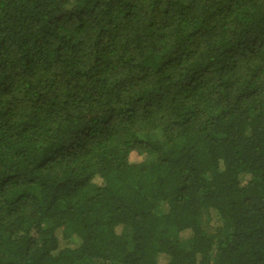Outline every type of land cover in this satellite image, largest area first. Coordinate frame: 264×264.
<instances>
[{
  "label": "trees",
  "instance_id": "trees-1",
  "mask_svg": "<svg viewBox=\"0 0 264 264\" xmlns=\"http://www.w3.org/2000/svg\"><path fill=\"white\" fill-rule=\"evenodd\" d=\"M0 264H264V0H0Z\"/></svg>",
  "mask_w": 264,
  "mask_h": 264
},
{
  "label": "rangeland",
  "instance_id": "rangeland-1",
  "mask_svg": "<svg viewBox=\"0 0 264 264\" xmlns=\"http://www.w3.org/2000/svg\"><path fill=\"white\" fill-rule=\"evenodd\" d=\"M203 224H204L205 226H207V219H206V217L204 218Z\"/></svg>",
  "mask_w": 264,
  "mask_h": 264
}]
</instances>
